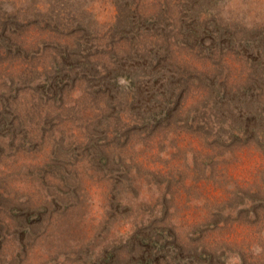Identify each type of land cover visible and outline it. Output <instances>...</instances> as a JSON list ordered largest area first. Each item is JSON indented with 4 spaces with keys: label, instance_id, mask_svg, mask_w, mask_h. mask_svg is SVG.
Segmentation results:
<instances>
[{
    "label": "rangeland",
    "instance_id": "1",
    "mask_svg": "<svg viewBox=\"0 0 264 264\" xmlns=\"http://www.w3.org/2000/svg\"><path fill=\"white\" fill-rule=\"evenodd\" d=\"M0 264H264V0H0Z\"/></svg>",
    "mask_w": 264,
    "mask_h": 264
}]
</instances>
